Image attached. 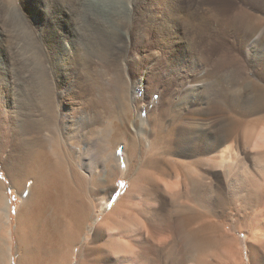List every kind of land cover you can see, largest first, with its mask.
<instances>
[{
    "label": "rangeland",
    "instance_id": "374dc122",
    "mask_svg": "<svg viewBox=\"0 0 264 264\" xmlns=\"http://www.w3.org/2000/svg\"><path fill=\"white\" fill-rule=\"evenodd\" d=\"M45 1L0 0V180L6 186L4 194L10 195L14 217L21 197L7 176L11 174L18 180L22 174L19 173L20 167L15 166L16 154L6 134L13 132L14 120L27 121L30 117L35 124L44 120L41 114H48V108L38 104L43 90L52 95L54 107L62 110L58 114L59 122H67L70 126L74 125L73 128L78 123L87 122L89 127L83 129V134L89 132L90 126H98L95 121L97 116L101 118L98 123L108 121L105 106L97 107L91 101H108L116 122L123 115L124 106L131 107V116L125 128L127 138L119 144V151L133 138L139 142V150H145L146 144L154 138L155 117L160 115L158 122L164 128L163 137L169 142L160 145L158 157H164L163 153L169 147L172 159L192 163L199 158H207L204 151L212 146L211 143L225 139L226 145L232 143L247 155L245 167L249 173L257 174L252 157L259 150H244L238 135L232 134V128L239 118L251 120L264 116V110H256L260 107L259 96L248 83L250 78L257 80L264 93V48L251 58L242 47L239 33L233 28L217 25L211 16L215 12L214 5L229 7L245 3V0H118L115 5L119 7L123 21L112 36L100 29L102 24L91 22L83 27L82 32L70 33L68 26H77L71 15L78 8V0H57V7L50 13L46 10ZM247 8L264 18L262 6L250 2ZM204 19L209 22L205 23ZM222 29L224 35L216 37V32ZM79 39L95 47L100 46L102 51L83 57L79 53L80 47L76 49L73 45ZM261 40L264 43V37ZM221 57L224 58V65L218 67ZM237 59L245 63L244 74ZM243 82H246L244 88L240 87ZM186 83L198 88L185 91ZM120 88H127L126 100L116 94ZM35 108L39 111L35 112ZM245 114L247 117L243 116ZM144 122L146 126H143ZM203 122L209 123L207 135L197 132ZM35 129L33 125V136L37 134L38 129ZM140 154L143 169L151 171L153 176L159 173L157 167L148 165L149 158L154 157L152 153ZM101 157L100 151L96 152V159L100 161ZM99 167L101 169L102 166ZM114 177L110 178L108 174L104 179L110 191L101 195L111 197L113 208L118 201H124L130 188L125 177ZM164 180L159 181L162 189L150 184L147 188L149 192L133 193V202L144 204L148 209L145 214L138 215L142 230L141 236L136 239L143 243L145 249L144 264H202L198 262L199 258L209 254L208 264H234L233 258L225 254L218 258L212 249H204L206 254H201L193 245H187L180 231L174 230L180 218L177 211L183 202H191V196L183 185L178 187L180 194L170 189L177 182L176 175L164 177ZM227 187L228 183L222 176L215 178L205 204L209 221L215 220L224 225L238 218L243 220L244 211L238 212L243 204L238 201L239 206L233 203L230 195L233 192ZM251 195L235 198L249 199ZM193 203L197 202L190 204ZM2 218L4 222L3 215ZM230 235L237 239V247H242L246 255L252 242L238 233ZM131 240L130 244H134L135 239ZM17 249L14 246L12 250L13 264H18L22 256L20 248ZM251 260V255L245 257L247 263Z\"/></svg>",
    "mask_w": 264,
    "mask_h": 264
},
{
    "label": "bare ground",
    "instance_id": "6f19581e",
    "mask_svg": "<svg viewBox=\"0 0 264 264\" xmlns=\"http://www.w3.org/2000/svg\"><path fill=\"white\" fill-rule=\"evenodd\" d=\"M117 2L118 0H78V8L74 9V14L71 15L77 26L69 25L67 30L70 33L82 32L83 27L91 22L95 25L102 24L100 29L108 36L114 35L123 21L120 9L115 5ZM250 2L264 8V0H245V3L231 4L229 7L214 5L215 12L211 16L217 25L233 28L239 33L243 49H246L247 55L252 58L259 49L264 48L261 40V37H264V18L250 12L247 8V3ZM58 3L57 0H46L48 13L52 12ZM204 22L209 20L204 19ZM223 30L216 32L215 36L224 35ZM73 45L76 49L80 47L79 53L83 57L102 51L100 46L95 47L94 44L81 42L80 39ZM237 60L240 71L244 74L246 71L244 61ZM230 63L229 61L228 64ZM223 65L224 58L221 57L217 66ZM245 83L243 82L240 87L244 88ZM248 83L251 84L253 92L259 96L260 107L256 110L263 111V87L257 80L251 78ZM196 88H198L196 85L187 83L184 85L185 91ZM126 89L120 88L116 94L126 100ZM39 96L41 99L38 100V104L48 108L49 111L48 114L40 113L44 115V120L36 124L30 117L27 121L17 119V124L14 120L13 132L6 134L9 145L13 146L16 154L15 166L20 167L19 173L22 174V178L18 180L11 174L7 177L21 197V202L14 217L10 195L4 194L6 186L0 180V264H13L14 246L20 248L22 252L18 264H144L145 249L143 243L136 239L141 236L142 230L138 215L145 214L148 209L144 204L133 202V193L148 191L150 184L156 189H162L160 179L164 180V177H171L173 174L176 175L177 182L173 183L170 189L180 194L178 187L183 185L190 193V201L197 202L194 205L185 201L188 204L183 202L182 207L177 211L180 218L175 223L174 230L180 231L187 245H193L201 254H206L204 249H212L218 258L225 254L233 258L232 261L235 260L234 264L264 262V116L252 118L253 120L235 118L237 123L232 128V134L238 135L244 150L251 148L259 150L252 157L257 174H251L245 167L247 155L232 143L226 145L225 139L211 143L212 146L204 151L207 158H199L192 163H181L172 159L169 147L163 153L164 159L158 157L160 145L169 142L165 136L163 137L164 128L158 122L160 115L155 117L158 123L155 122L153 129L154 138L146 144L145 150L140 151L139 142L133 138L130 144H126L124 149L119 151V144L127 138L125 128L131 116V107L125 105L123 115L116 122L113 120L114 113L108 101L104 102L105 99L101 102L91 101V104L97 107L105 106L108 121L98 123L101 118L97 116L95 121L98 126H90L89 132L83 134V129L89 127L87 122L78 123L76 127L78 129L67 122L66 124L64 121L59 122L58 114L62 110L54 107L55 102L50 92L43 90ZM34 111L37 112L39 109L35 108ZM208 124L203 122L197 125V132L207 135ZM33 125L38 129H35L37 134L34 136L31 134ZM146 125L147 123L144 122L143 126ZM139 132L141 133L142 130L140 129ZM98 151L102 155L100 161L96 159ZM140 152H144V155L152 153L154 157H150L151 160L147 163L149 167H157L159 172L157 174L161 177L159 175L157 177V174L153 176L151 171L143 169ZM161 165L164 167L162 168ZM99 166H102L101 169ZM108 174L110 178L125 177L130 183L124 201H118L114 208L111 197L101 196L110 191L109 186L105 185ZM219 176L225 179L228 183L227 188L233 192L230 195L234 202H230L238 206L240 202L243 204L244 209L238 208L240 210L238 212L244 211L243 220L238 218L235 222L231 220L224 225L215 220L209 221L205 204L207 195L213 190L215 178ZM167 187L169 189V184ZM246 194L253 195L249 196V199H236L237 196ZM2 215L5 218L4 222ZM232 232L244 235L246 241L252 242V245L247 247L246 255L242 247H237L239 246L236 243L237 239L230 235ZM133 238L134 244L133 242L130 244ZM210 255L201 256L198 262L208 264ZM250 255L252 260L247 263L245 257Z\"/></svg>",
    "mask_w": 264,
    "mask_h": 264
}]
</instances>
